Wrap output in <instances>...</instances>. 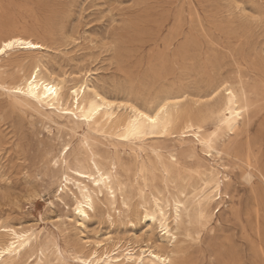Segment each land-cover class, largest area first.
I'll return each mask as SVG.
<instances>
[{"label":"rangeland","instance_id":"rangeland-1","mask_svg":"<svg viewBox=\"0 0 264 264\" xmlns=\"http://www.w3.org/2000/svg\"><path fill=\"white\" fill-rule=\"evenodd\" d=\"M9 33L47 48L4 58L2 81L9 83L30 68L15 62L42 58L50 72L69 76V87L71 81L87 79L108 96L145 108L166 93L189 94L188 105L208 118L222 95L213 102L192 101L206 97L219 83H238L240 78L251 86L264 82V0H0V39ZM71 128L64 119L14 106L0 89V225L38 233L32 249L15 264H36L41 251L56 263V244L67 264H77L74 252L87 255L108 236L125 248L148 241L167 246L158 223L145 215L140 190L148 201L160 191L172 200L180 185L156 174L145 189L137 171L154 160L152 147L170 150L180 144L170 138L139 150L93 137L105 168L111 158L120 159V181L128 187L131 210L123 212L118 200L114 211L103 199L82 227L75 211L76 188L70 184L72 191L63 190L66 145L70 168L88 166L82 132ZM240 140L261 152L258 166L264 171V104ZM183 162L192 167L214 164L201 152ZM224 164L233 200L215 210L216 218L200 238L187 223L179 228L176 247L182 264H254L251 242L264 240V184L258 177L247 181L233 158H225ZM191 182L196 185L198 178Z\"/></svg>","mask_w":264,"mask_h":264},{"label":"bare ground","instance_id":"bare-ground-1","mask_svg":"<svg viewBox=\"0 0 264 264\" xmlns=\"http://www.w3.org/2000/svg\"><path fill=\"white\" fill-rule=\"evenodd\" d=\"M9 44L11 47L6 46ZM29 44L38 46L28 47ZM46 49L44 44L18 33L3 36L0 39V89L14 106L38 115L64 119L71 124L72 132L81 130L88 166L70 168L67 162L70 151L67 148L70 145H66L61 155L63 190L72 191L70 184L76 188L73 196L80 226H85L90 211H95L97 202L103 199L110 202L114 211L119 210L114 208L118 200L121 201L123 212L131 210L128 187L120 181V159L111 158L110 167L105 168L95 151L93 137L108 138L117 144L135 146L139 150H144L149 142L170 138L180 144L179 148L170 150L152 147L154 160L142 164L137 171V179L143 182L145 189L149 186L150 176L156 174L172 185H180L177 196L172 200H165V192L160 191L157 195H151L148 201L146 191L140 190L145 215L153 225L158 223L164 233L162 241L167 246L163 248L148 241L144 246L125 248L121 241L116 242L108 236L96 241L93 250L87 255L74 252L72 256L75 263L182 264L176 247L179 228L187 223L200 238L202 230L212 223L215 210L225 205L227 199L233 200L229 192L232 179L229 167L224 164L225 158L236 161L247 181L258 177L264 184V171L258 166L261 152L252 150L240 140L255 115L262 111L264 82L251 86L240 78L238 83H219L206 97L192 101L196 105L201 104V101L213 102L222 95L218 107L205 118L201 112H197L200 113L197 115L188 105L191 101L189 94L166 93L149 108H145L127 99L119 101L108 96L103 90L91 86L87 79L71 81L73 84L69 87V76L50 72L42 58L15 62L17 67L29 65L30 68L27 72L20 71L21 77L17 82L2 81L5 75L2 65L4 58L15 53L40 54ZM141 113L153 117L155 122L145 119ZM208 123L213 125L209 126ZM198 152L210 157L214 164L205 166L199 163L192 167L183 162L184 157L195 159ZM192 177L198 178L196 185L192 184ZM37 240L38 233L33 228L0 225V264H15L32 249ZM251 248L253 263L264 264V240L251 242ZM55 257L57 262L53 263L41 251L36 264H67L58 244L55 246Z\"/></svg>","mask_w":264,"mask_h":264},{"label":"snow or ice","instance_id":"snow-or-ice-1","mask_svg":"<svg viewBox=\"0 0 264 264\" xmlns=\"http://www.w3.org/2000/svg\"><path fill=\"white\" fill-rule=\"evenodd\" d=\"M13 43H15V42H13ZM6 46H7V47H11V44L6 45ZM27 46H28V47H37L38 45H32V44H29V45H27ZM0 51H2V50H0ZM161 110H163V109H161ZM141 116H144V114L141 113ZM144 118H145V119H148V120H152L153 122H155L153 117L144 116Z\"/></svg>","mask_w":264,"mask_h":264}]
</instances>
